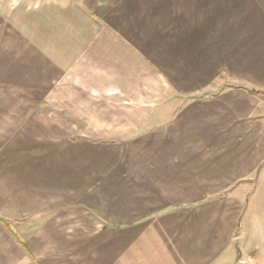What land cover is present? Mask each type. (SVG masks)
Instances as JSON below:
<instances>
[{"label":"crops","instance_id":"crops-1","mask_svg":"<svg viewBox=\"0 0 264 264\" xmlns=\"http://www.w3.org/2000/svg\"><path fill=\"white\" fill-rule=\"evenodd\" d=\"M252 88L264 0H0V264H228Z\"/></svg>","mask_w":264,"mask_h":264},{"label":"rangeland","instance_id":"rangeland-1","mask_svg":"<svg viewBox=\"0 0 264 264\" xmlns=\"http://www.w3.org/2000/svg\"><path fill=\"white\" fill-rule=\"evenodd\" d=\"M233 243L235 254L228 264H264V163L243 190V210Z\"/></svg>","mask_w":264,"mask_h":264},{"label":"trees","instance_id":"trees-1","mask_svg":"<svg viewBox=\"0 0 264 264\" xmlns=\"http://www.w3.org/2000/svg\"><path fill=\"white\" fill-rule=\"evenodd\" d=\"M250 90H251V92H253V93H255V94H258V95L264 97V93L261 92L260 90H257V89H254V88H252V89H250ZM1 220L4 222L3 219H1Z\"/></svg>","mask_w":264,"mask_h":264}]
</instances>
